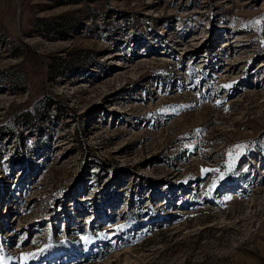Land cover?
I'll use <instances>...</instances> for the list:
<instances>
[{
  "label": "rangeland",
  "instance_id": "rangeland-1",
  "mask_svg": "<svg viewBox=\"0 0 264 264\" xmlns=\"http://www.w3.org/2000/svg\"><path fill=\"white\" fill-rule=\"evenodd\" d=\"M0 126V264H264V0H0Z\"/></svg>",
  "mask_w": 264,
  "mask_h": 264
},
{
  "label": "trees",
  "instance_id": "trees-1",
  "mask_svg": "<svg viewBox=\"0 0 264 264\" xmlns=\"http://www.w3.org/2000/svg\"><path fill=\"white\" fill-rule=\"evenodd\" d=\"M64 65V64H63ZM72 67H74V65H66L65 66V68H72ZM54 104V103H56V101L55 100H49L47 103H46V106H48V105H50V104ZM31 111L30 110H25L24 112H22L21 114H20V119H21V121H25V122H30V120H32L33 118H29V116H28V114L30 113ZM0 131H3V127L2 126H0Z\"/></svg>",
  "mask_w": 264,
  "mask_h": 264
}]
</instances>
